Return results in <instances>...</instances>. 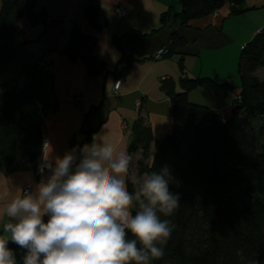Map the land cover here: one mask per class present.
Returning a JSON list of instances; mask_svg holds the SVG:
<instances>
[{
    "label": "trees",
    "instance_id": "trees-1",
    "mask_svg": "<svg viewBox=\"0 0 264 264\" xmlns=\"http://www.w3.org/2000/svg\"><path fill=\"white\" fill-rule=\"evenodd\" d=\"M245 1L177 0L179 11L169 8L164 12L160 29L187 27L224 7H228L229 17L239 16L247 11L243 8ZM36 2L0 0V70L15 55L20 21L33 17ZM84 18L94 30L102 29L95 0H87ZM114 44L121 49L120 39L115 38ZM185 44V39L173 31L164 57L174 56ZM94 47L95 39L74 26L63 53L72 62L80 61L88 77H95L106 68L95 59ZM123 60L125 66L119 77H126L131 64L139 61L124 54ZM178 68L179 80L164 79L161 85L171 108V132L153 143L151 128L140 116L134 122L128 148L131 157L137 155L134 162L131 160L136 179L167 169L169 191L180 196V206L172 216L161 214V219H170L174 227L164 256L152 264H245L241 256L264 264V77L256 74L264 68V29L240 50V91L228 117L190 102L188 95L202 89L226 98L233 92L231 84L189 78L183 57ZM41 90L38 67L24 82L0 83V167L6 175L13 172L18 157L22 166L38 171L45 138L33 110ZM93 132L82 129V140L71 143L72 149L89 143ZM127 185L135 189L130 181ZM128 238L134 237L129 233Z\"/></svg>",
    "mask_w": 264,
    "mask_h": 264
},
{
    "label": "crops",
    "instance_id": "crops-1",
    "mask_svg": "<svg viewBox=\"0 0 264 264\" xmlns=\"http://www.w3.org/2000/svg\"><path fill=\"white\" fill-rule=\"evenodd\" d=\"M95 4L98 21L103 25L100 31L94 30L84 18L87 0H37L33 17L20 21V41L15 55L0 70V83L24 82L44 55L50 57L49 69L40 72L42 90L37 99L40 108L33 110L34 120L41 123L44 133V159L54 161L63 157L72 149L71 143L82 140V129L103 133L105 139L114 138L129 154L132 128L140 116L151 128L152 142L161 140L173 127L169 100L161 85L164 78L179 80L181 57L188 77L232 84L233 92L226 98L202 89L188 95L190 102L204 103L213 112L229 116L240 91L239 82L235 84V53L264 29V0H246L243 8L247 11L239 16L229 17L228 8L224 7L217 19L209 16L184 28L161 29V15L169 8L179 11L177 0H95ZM120 10L126 12L125 16L119 15ZM74 26L95 39L94 57L105 66L103 74L88 77L80 61L72 62L64 55L63 48ZM173 31L185 39V46L170 58L154 59L159 49L167 48ZM115 38L120 39L121 49L116 48ZM123 54L139 61L131 64L126 77H119L125 66ZM225 62L230 67L223 73L220 64ZM256 74L263 78L264 68ZM118 80L121 84L115 90ZM78 97H81L79 102ZM139 99L141 107L137 112L135 102ZM131 158L134 162L137 155ZM49 174L37 176L31 167L21 165L20 157L10 174H4L0 167V234L8 219L2 214L4 205L21 196L26 184L34 192ZM134 177L130 164L126 184L130 181L134 185ZM8 247L13 250L17 264H23L26 250L11 240Z\"/></svg>",
    "mask_w": 264,
    "mask_h": 264
},
{
    "label": "clouds",
    "instance_id": "clouds-1",
    "mask_svg": "<svg viewBox=\"0 0 264 264\" xmlns=\"http://www.w3.org/2000/svg\"><path fill=\"white\" fill-rule=\"evenodd\" d=\"M131 160L103 133L54 161L45 158L40 171L46 168L47 178L3 207L8 219L0 234V264H17L10 240L26 250L23 264H152L161 259L174 227L161 214L172 216L180 196L169 191L167 169L145 175L130 190L125 177Z\"/></svg>",
    "mask_w": 264,
    "mask_h": 264
},
{
    "label": "built area",
    "instance_id": "built-area-1",
    "mask_svg": "<svg viewBox=\"0 0 264 264\" xmlns=\"http://www.w3.org/2000/svg\"><path fill=\"white\" fill-rule=\"evenodd\" d=\"M227 8H228V7H227ZM125 14H126V12H125L124 10H120V11H119V15H120V16H125ZM212 17H213L214 19H217V18L219 17V12H218V11L215 12V13L212 15ZM166 53H167V51H166L164 48L159 49V50L155 53V55H154V59H160V58H163V57L166 55ZM49 62H50V57H49L48 55H44V56L40 59L39 64H38V69H39V71L41 72V71H43V70H47V69H49V64H48ZM164 79H165V78H164ZM164 79H163V80H164ZM120 84H121V81H120V80L116 81L115 84H114V89H115V90H118L119 87H120ZM76 101H77V102L81 101V97H78V98L76 99ZM37 107L40 108V105L37 104ZM140 107H141V100L139 99V100H137V101L135 102V109H136L137 112L139 111ZM44 160H45V159H44V155H43V158H42V160H41V162H40V165H39V167H38V171L36 172V175H38V176H39V175L43 176V175H45L46 173H48V170H47L46 168L43 169V173H41V171H40V169H41V167H42V165H43V163H44ZM30 191H31V185H30V184H26V185L23 186V189H22V195H23V193H25V192H30Z\"/></svg>",
    "mask_w": 264,
    "mask_h": 264
},
{
    "label": "rangeland",
    "instance_id": "rangeland-1",
    "mask_svg": "<svg viewBox=\"0 0 264 264\" xmlns=\"http://www.w3.org/2000/svg\"><path fill=\"white\" fill-rule=\"evenodd\" d=\"M239 54H240V50L239 51H237V53H235V59H236V65H235V71H236V78H235V84H237L236 82H239V77H238V74H237V63H238V58H239ZM233 63H234V57H233ZM221 66H220V70L223 72V73H225L227 70H228V67H230V64L229 63H227V62H225V63H222V64H220ZM262 72V71H261ZM260 72V73H261ZM190 78V77H189ZM218 83L219 84H224L223 82H221V81H218ZM234 83H233V85H235ZM232 85V84H231ZM194 104H197V103H194ZM200 105H202V104H204V103H199ZM202 106H206V105H202ZM255 124H256V122H254ZM261 125L262 126H264V120L263 121H261ZM134 176H135V173H134ZM142 179L143 178H141L140 180L139 179H136L135 177H134V179H133V181H134V185H135V187L134 188H137L138 186H139V184H140V182L142 181Z\"/></svg>",
    "mask_w": 264,
    "mask_h": 264
}]
</instances>
